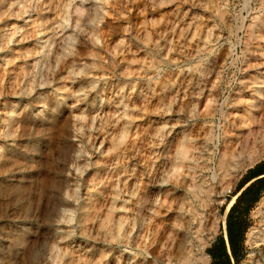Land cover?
Returning <instances> with one entry per match:
<instances>
[{
  "label": "rangeland",
  "instance_id": "374dc122",
  "mask_svg": "<svg viewBox=\"0 0 264 264\" xmlns=\"http://www.w3.org/2000/svg\"><path fill=\"white\" fill-rule=\"evenodd\" d=\"M66 1L68 0H63L59 6L62 13L57 10L60 16H57L58 12L53 13V16L49 14L51 24L48 26L47 39L62 28L68 30L66 35L71 34V45L69 44L66 50V58L61 57L59 59L61 63L53 65L50 76L51 85L47 86L48 88L39 89L33 87L34 92L30 90L32 76L40 80L38 74L41 75L43 64L47 60L45 56L48 58L53 55V51L49 52L50 48L45 45L46 37L35 40L38 43L34 41L36 44L33 47L36 48L37 56L40 58L39 60L37 57L36 61L40 66L34 69V64L33 67L26 66L25 70L19 71L21 75L19 78L25 79L26 82L20 81L19 84L17 80L13 90L8 88L6 79L0 83V152L7 159L0 176L13 177L11 180L13 184L0 185L3 187L2 190L0 189V224H3L0 225V229L3 230L0 232V264H10L14 261L16 264H63V261L59 262L58 256H61L60 251L66 248L77 252L74 258L80 259V264H92L93 258L100 257H102L100 264H115L121 256V264H139L140 262L143 264L142 262L148 257L140 253L143 251L139 250L138 246H149L152 234L156 230L169 228L176 217L180 225L186 226L191 209L198 216L196 218L201 220L198 233L195 234L193 230L188 236L186 235L190 241L191 255L198 259V262L213 264L208 252L213 249L219 238H223L227 243L226 223L229 211L224 220L222 216L225 215L228 204L238 195L241 186L264 169L262 166L264 159L257 160L256 164L253 163L251 167L247 166L243 171L241 170L242 172H239L241 176H235V179H232V186L227 192L217 196V193L221 192L223 182L229 179L221 178L223 173L217 162L227 139L226 133L238 132L236 128H232L231 124L234 115L228 117L226 112L229 114L232 112V105L229 104L238 88L246 95L250 94L249 89L239 82L246 73L244 67H246L245 59H247L245 56L248 55L247 45L255 43L251 37L253 27L255 28V25L259 24L260 19L264 17L263 0H181L180 2L178 0V3L159 0H117L121 2L120 7L121 5L123 7L116 10L115 14L118 17L115 14L113 17L105 13L110 0H89L91 3L83 0L88 13L86 12L83 16L78 26L80 31L77 29V32L70 30L71 20L68 21L69 16L64 13L67 11L66 4L75 2L74 0ZM37 3L38 0L37 2L36 0H0V75H3L4 69L8 67L5 60L10 55L11 46H15L19 40V32L24 28L30 29L33 20L38 19ZM176 7L179 8L177 15L174 14ZM140 8L145 10L141 11ZM183 13L186 14L185 17ZM178 17L184 21L182 27L189 25V29H194L189 30L191 32L189 36L193 34V31L201 33V28L203 30L206 27L204 30L208 31L207 36L206 34H202L203 37L201 34L199 36L201 39L204 38V41L199 38L196 40V36L194 39L193 35L189 38L187 35L189 31L186 35H182L183 37L180 35L181 38L177 36V33L173 34V24L179 22ZM186 17H191L189 19L193 25L185 24L189 21ZM221 17H225V21L228 19L227 22L223 23ZM66 23L69 26H66ZM163 29L167 31L164 32ZM162 31L165 34L162 36L167 38L161 36ZM16 32L19 34L17 35ZM73 32L75 34L72 35ZM11 34H15L11 37L12 39L9 38ZM167 34L172 37L170 47L173 49L171 48L168 55L172 53L173 59L161 51L167 44L162 40L170 39ZM144 36L148 37L150 42ZM187 39H192L193 42ZM195 41H200L198 44L201 49L197 54L191 53ZM108 46H110L109 50ZM210 63H214L216 67L213 64L211 69ZM30 69L34 71L32 76L31 72H27L31 71ZM212 71L213 74L210 75ZM259 71L263 72L264 69ZM203 84L208 87L204 88ZM36 85L37 82L34 86ZM162 87L167 89L163 90ZM201 89L204 91H200ZM164 95L170 97L165 98ZM167 98L168 102L165 100ZM122 112L129 115L123 122L128 123L126 126L130 130L123 140L113 126L117 120V114H123ZM261 112V118L259 117L256 124L252 126L251 136L252 138L254 136V139L264 135V107ZM80 116H84V119ZM228 121H231V126ZM240 132L244 131L240 130ZM187 137L190 142H187ZM182 138L183 143L180 141ZM237 140L235 139L236 143H240ZM235 141L232 143L234 154L239 158L243 155L241 157L243 160L246 158L245 153L249 151V146L241 141L240 145L243 143L241 146L246 151L242 154L244 150L239 144L235 146ZM187 143L188 146H186ZM181 144H183L182 150ZM236 147L239 148L236 149ZM14 148L17 151L11 152L10 149ZM175 148L177 153H173L176 151H174ZM180 150L188 155L185 157L186 155L183 154L185 160L181 159ZM191 150L196 153L194 151L190 153ZM178 153L180 162L184 161L183 166L180 165L182 162H178ZM188 158L189 160L196 158V160L187 161ZM170 159L174 162H170ZM185 161L188 163L186 164ZM172 163H175L174 166L177 167L175 172L173 169L176 168L171 167ZM10 170L12 172H9ZM178 172L182 174L185 172V175ZM163 174L167 176L164 177ZM262 177L264 176L259 178ZM254 182L255 180L250 184ZM194 185L212 189L211 196L207 198L205 194L200 193L201 196L196 194ZM59 199L69 200L73 210L72 212L68 209L62 211L61 208L62 213L58 220L55 218L57 208L55 209L54 205L60 204ZM94 199L101 203V212L97 213L98 216L96 215L93 219L94 222H89V225H93L90 234H85L84 227L80 224L82 218L80 216L91 207ZM263 202L264 188L259 192V201L252 206L248 214L241 217L243 229L241 247L238 249L237 261L231 258L230 264H250L263 259L264 248L260 245L252 246L250 241L252 230L259 229L263 225L262 218L255 215ZM110 204L113 205L114 212L111 215V221L107 223L105 213ZM243 208V205H240L234 211L233 218H239ZM13 221L23 223L25 229L20 230L19 234L7 231ZM119 222L122 224V233L129 237V245L123 246L124 242L119 243L121 241L117 236ZM49 235H53L51 239H47L46 236ZM182 235L184 233L179 234L176 244L181 241ZM22 237H25V243L23 247H20ZM53 244L57 247V251L49 250L48 247ZM28 250L32 253L30 258L26 255L24 257ZM101 254L106 255L107 259Z\"/></svg>",
  "mask_w": 264,
  "mask_h": 264
},
{
  "label": "bare ground",
  "instance_id": "6f19581e",
  "mask_svg": "<svg viewBox=\"0 0 264 264\" xmlns=\"http://www.w3.org/2000/svg\"><path fill=\"white\" fill-rule=\"evenodd\" d=\"M26 1V0H25ZM63 0H38V3H37V5H36V12H37V17H38V19L36 20V19H34L33 20V22H32V25H31V28L30 29H25L24 28V30H21V32H19V33H17V35H18V42L15 44V46H11L12 48L9 50V52H10V55H8V57H6V65L8 66L7 67V69H4V71H3V75H0V77H2L1 79H0V83H2V81H4V79H6L7 80V84H8V88H10V89H12L13 90V88H15V83H17V80H18V82H19V84H20V81L22 82H26V81H24L21 77V79L19 78V76H21V75H19V71H23V70H25L26 69V66H31L32 65V67H33V65H34V69H36V67H38V62L36 61V58L38 57L37 55H38V53H37V51H36V48H34L35 46H34V44H36V43H34V41L35 40H38V39H43L42 37H46L47 36V33H48V26L51 24V19H50V16H49V14H52V16H53V13H57L58 11L57 10H59V6H61L60 4H61V2H62ZM69 1V0H68ZM68 1H66V2H68ZM72 1V0H71ZM85 1V0H84ZM83 0H74V4H72V2H70V3H67L66 4V7L65 8H67V11L66 12H64V13H66L68 16H69V19H67L68 21L69 20H71V22H70V24H71V28H70V30L71 31H75L76 30V32H77V29L79 30V28H78V26H79V24L82 22V19H83V16L86 14V12H87V9H86V7L84 6V2ZM156 1V0H155ZM160 2H168V3H173L174 1H177V3H178V0H159ZM181 0H179V2H180ZM188 1V0H187ZM195 1V0H194ZM198 1V0H197ZM33 2V1H32ZM36 2H37V0H36ZM86 2H90L89 0H86ZM186 2V1H185ZM184 2V3H185ZM263 2H264V0H263ZM25 3V2H24ZM64 3V2H63ZM91 3V2H90ZM121 3V2H120ZM120 3L117 1V0H110L108 3H107V8H108V10H105V11H107V12H105L106 14H108V15H110V16H113V17H115V16H117L116 14H115V12H117L118 10H120V8L122 7V5H121V7H120ZM183 3V4H184ZM190 3V2H189ZM89 4V3H88ZM21 5V4H20ZM86 6H88V5H86ZM28 7V6H27ZM33 7V6H32ZM35 7V6H34ZM178 7V6H177ZM176 7V10L174 11V14L175 15H177L178 14V9L179 8H177ZM195 7V6H194ZM123 8V7H122ZM256 8V7H255ZM33 9V8H32ZM106 9V8H105ZM141 9V8H140ZM117 10V11H116ZM143 10H145V9H141V11H143ZM59 11H61V10H59ZM20 12V11H19ZM187 12V11H186ZM185 12V13H186ZM61 13H62V11H61ZM88 13V12H87ZM140 13H142V12H140ZM185 13H183L184 14V17H185ZM25 14V13H24ZM65 14V15H66ZM114 14H115V16H114ZM173 14V15H174ZM182 14V15H183ZM55 15H57V14H55ZM190 14L188 13V16H189ZM198 15V14H197ZM225 15V14H224ZM57 16H60L59 15V12H58V15ZM178 16H180V15H178ZM263 16V15H262ZM261 16V17H262ZM118 17V16H117ZM142 17H144V15L142 16ZM175 18H176V16H174ZM174 17H173V19H174ZM183 17V16H182ZM181 17V18H182ZM218 17H219V15H218ZM34 18V17H33ZM62 18V17H61ZM179 18V17H178ZM187 19H189V18H191V17H186ZM225 17H221V20H222V22L223 23H226L227 22V20L225 21V19H224ZM54 19V18H53ZM100 19V18H99ZM117 19V18H116ZM173 19H172V21H173ZM65 20H66V16H65ZM66 20V21H67ZM85 20H86V17H85ZM177 20V19H176ZM183 20V19H182ZM182 20H180V18H179V22H176L175 24H173V22H172V24H173V26H174V33L173 34H176L177 33V36H179L180 37V35H181V37H183L182 35H186V33L190 30V31H192V30H194L193 28H192V30L191 29H189V25H187V27H185V26H183V27H185V28H183L182 27V22H184V21H182ZM62 22H63V18H62V20H61ZM65 21V22H66ZM171 21V20H170ZM190 21V22H189ZM189 21L187 22V23H185V24H190L191 23V20L189 19ZM207 21V20H206ZM220 21V20H219ZM57 22V21H56ZM55 22V23H56ZM52 23H53V21H52ZM64 23V22H63ZM69 23V22H68ZM222 23V24H223ZM257 23V22H256ZM59 24V23H58ZM83 24V23H82ZM169 24H170V22H169ZM192 24V23H191ZM209 24V23H208ZM243 24V23H242ZM53 25V24H52ZM55 25V24H54ZM193 25V24H192ZM228 25V24H227ZM60 26V25H59ZM62 26V25H61ZM66 26H69V25H67V23H66ZM198 27H200V25H197ZM203 26V25H202ZM206 26H208L207 24H206ZM63 27V26H62ZM167 27V26H166ZM165 27V28H166ZM190 27H192L191 25H190ZM194 27H196V25L194 26ZM197 27V28H198ZM203 27H205V26H203ZM20 28V27H19ZM18 28V29H19ZM68 28V27H67ZM81 28H82V26H81ZM126 28V27H125ZM201 28V27H200ZM199 28V29H200ZM206 28V27H205ZM204 28V29H205ZM208 28V27H207ZM22 29V28H21ZM168 29V28H167ZM196 29V28H195ZM202 30V28H201V30L202 31H204L203 33H202V31L200 30V32L201 33H195L194 31H193V38L196 36L197 38H196V40L199 38V36H200V34H201V37H203V35L202 34H206V33H208V31L207 30ZM210 29V28H209ZM20 30V29H19ZM18 30V31H19ZM54 30V29H53ZM65 31H66V28L64 29ZM63 30V28H62V30H59L58 29V31L59 32H55V34L50 38H48L47 39V37H46V39L47 40H45V45H46V47H49L50 49H49V52L51 51H53V55H51L50 57H46L45 55H47V53L45 54V55H43V56H45V58L47 59L46 61H45V63L43 64V68H42V71L40 72L41 73V75L40 74H38L39 75V77H40V80H39V78L38 77H36V76H32L33 75V70H31V71H27V72H31V76H32V78L30 79L31 81V87H30V90H32L33 92H34V88L35 87H37L36 89H39V88H46L47 86H50L51 85V75H52V68H53V65L54 64H56V63H59V59L62 57H65L66 58V56L67 55H65L66 54V50H67V48L71 45L70 44V39H71V34L70 35H66V34H68L67 33V31H66V33H65V31ZM165 29H163V31H164ZM171 30V29H170ZM80 31V30H79ZM163 31H162V33H160L161 34V36H162V34H164L163 33ZM167 30H165L164 32H166ZM189 31V34H187L188 36L190 35V32ZM214 31V30H213ZM197 32H198V29H197ZM13 33V32H12ZM158 33V32H157ZM73 34H75L74 32L72 33V35ZM170 34V33H169ZM169 34H167V35H169ZM173 34H172V36H173ZM15 35V34H14ZM13 34H11L10 35V37L9 38H11L12 36H14ZM50 35H52V34H50ZM165 35V34H164ZM163 35V36H164ZM49 36V35H48ZM76 36V35H75ZM162 36V37H163ZM170 36V35H169ZM191 36H189V38H191ZM205 36H207V34L205 35ZM78 37V36H77ZM145 37V36H144ZM151 36H149V38H150ZM153 37V36H152ZM159 37H160V35H159ZM164 37H166V36H164ZM163 37V38H164ZM175 37H176V35H175ZM180 37V38H181ZM252 39H254V40H252L253 42H255V43H252V44H248L247 46H248V49H247V53H248V55H246L245 57H247V59H245L246 61H245V64H246V67H244V68H246V73L244 74V77L242 78V80H241V82H239V83H241L243 86H245L246 88H248L249 89V91H250V94H245V92L243 93V91L241 90V89H239L238 88V90L235 92V94L234 95H232V100H230L231 101V103L229 104V105H232V107H231V109H232V112L229 114V112H226V113H228V117L231 115V117H232V115H234V117H232L233 118V121H232V119H231V124H232V128H236L237 130H238V132L236 131V132H233L232 133V131L231 132H227L226 134H227V139H226V142H225V144H224V147H223V149H222V152L220 153V159H219V161H217L218 162V167H219V169L222 171V173H223V176L221 177V178H226L227 177V179L228 180H226L225 182H223V184L221 185V192L220 193H217V196H221V194L223 193V192H227L231 187L230 186H232V184H231V181H232V179L234 180L235 179V176H240V171L242 170H244L245 168H247V166H250V165H252L253 163H255L257 160H259V159H264V135L262 136V137H259V139H254V136H253V138H252V136H251V132H252V126H254V124H256V122H257V119L260 117V113H261V116H262V112H261V109L264 107V104H263V102H264V71L263 72H261V71H259V70H262V69H264V17L262 18V19H260V22H259V24H257V25H255V28L253 27V33H252ZM145 38H147L146 40H150V39H148V37H145ZM158 38V37H157ZM167 38V37H166ZM168 38H170V39H167V40H162V41H166V43L167 44H165L163 47H162V50L161 51H163V53H165V55H167V56H170L169 58H171V55H172V53H170V55H168L169 54V52H170V50H172L173 48L172 47H170V41L172 40V37L170 36V37H168ZM174 38V37H173ZM177 38V37H176ZM175 38V40L176 41H178L177 39ZM207 38V37H206ZM12 39V38H11ZM45 39V38H44ZM195 39V38H194ZM201 38H199V40H200ZM10 40V39H9ZM8 40V41H9ZM151 40H153V39H151ZM158 40V39H157ZM179 40H181V39H179ZM183 40V39H182ZM186 39H185V37H184V41H185ZM188 40H190V39H187V41ZM192 40V39H191ZM190 40V41H191ZM201 40H203L204 41V38L203 39H201ZM13 41H14V39H13ZM154 41H156V40H154ZM174 41V40H173ZM184 41H182V42H184ZM189 41V42H190ZM202 41V42H203ZM35 42H37V41H35ZM73 41H71V43H72ZM116 42V41H115ZM120 42V41H119ZM150 42V41H149ZM151 42H153V41H151ZM160 42V41H159ZM179 42V41H178ZM186 42V41H185ZM191 42H193V41H191ZM200 42V41H199ZM199 42H197V41H195V45H194V47H192L191 49H192V52L191 53H193V54H197V53H199L200 52V45L198 44ZM246 42V41H245ZM10 43V42H9ZM12 43V42H11ZM38 43V42H37ZM114 43V42H113ZM148 43V42H147ZM156 43V42H155ZM174 42H172V44H173ZM187 43V42H186ZM186 43H184V44H186ZM204 43V42H203ZM208 43V42H207ZM70 44V45H69ZM160 44V43H159ZM176 44V43H175ZM175 44H174V46H175ZM179 44V43H178ZM181 44V43H180ZM194 44V43H193ZM40 45V44H39ZM69 45V46H68ZM110 45V44H109ZM152 45V44H151ZM155 45V44H154ZM182 45H183V43H182ZM34 46V47H33ZM44 46V45H43ZM192 46V45H191ZM10 47V46H9ZM42 47V46H41ZM109 47L110 46H108V50H109ZM149 47H151V46H149ZM155 47V46H154ZM182 47V46H181ZM3 48V47H2ZM153 48V47H152ZM160 48H161V46H160ZM172 48V49H171ZM42 49H45V48H42ZM154 49V48H153ZM46 50H47V48H46ZM45 50V51H46ZM157 50V49H156ZM8 51V50H7ZM68 51H69V49H68ZM67 51V52H68ZM155 51V50H154ZM189 51V50H188ZM224 51V50H223ZM39 52V51H38ZM48 52V51H47ZM112 52V51H111ZM128 52V51H127ZM158 52V51H157ZM174 52V51H173ZM40 53H41V51H40ZM151 53V52H150ZM156 53V52H155ZM162 53V52H161ZM161 53L159 54V55H161ZM162 53V54H163ZM175 53V52H174ZM187 53V52H186ZM246 53V52H245ZM42 54V53H41ZM44 54V53H43ZM118 54V53H117ZM157 54V53H156ZM204 54V53H203ZM65 55V56H64ZM164 55V54H163ZM162 55V56H163ZM7 56V55H6ZM42 56V57H43ZM158 56V55H157ZM42 57H41V59H42ZM97 57V56H96ZM231 57V56H230ZM39 58V57H38ZM44 58V57H43ZM167 58V57H166ZM198 58V57H197ZM218 58H220V57H218ZM94 59V58H93ZM123 59H124V57H123ZM171 59H173V58H171ZM181 59V58H180ZM201 59V58H200ZM38 60V59H37ZM39 60H40V58H39ZM62 60V59H61ZM95 60V59H94ZM219 60V59H218ZM35 61V62H34ZM42 61V60H41ZM96 61V60H95ZM213 61V60H212ZM217 61V60H216ZM34 62V63H33ZM154 61L152 60V63H153ZM213 62H215V61H213ZM60 63H61V61H60ZM59 63V64H60ZM76 63V62H75ZM84 63V62H83ZM136 63V62H135ZM160 63V62H159ZM42 64V63H41ZM64 64V63H63ZM70 64V63H69ZM92 64V63H91ZM147 64H149L148 62H147ZM162 64V63H161ZM166 64V63H165ZM211 64V66H210V68L212 67V65L214 64H212V63H210ZM25 65V67H23ZM58 65V64H57ZM56 65V66H57ZM40 66V65H39ZM148 66V65H147ZM146 66V67H147ZM214 66H215V64H214ZM41 67H42V65H41ZM77 67V66H76ZM85 67V66H84ZM216 67V66H215ZM126 68H127V66H126ZM125 68V69H126ZM150 68V67H149ZM153 68V67H152ZM40 69V68H39ZM54 69H56V68H54ZM92 69V68H91ZM90 69V70H91ZM123 69V68H122ZM212 69V68H211ZM214 69V68H213ZM215 69H217V68H215ZM256 71H255V70ZM78 70V69H77ZM81 70H82V68H81ZM252 70H254V71H252ZM33 71V72H32ZM149 71V70H148ZM211 71V70H210ZM215 71V70H214ZM244 71V72H245ZM26 72V73H27ZM38 72V71H37ZM76 72V71H75ZM166 72V71H165ZM21 74V73H20ZM28 74V75H29ZM73 74V73H72ZM207 74V73H206ZM211 74H213V71L210 73V75ZM243 74V73H242ZM30 75H29V77H30ZM217 75V74H216ZM138 76V75H137ZM202 76V75H201ZM205 76V75H204ZM213 76V75H212ZM6 77V78H5ZM23 77V76H22ZM136 77V76H135ZM149 77V76H148ZM218 77V76H217ZM25 78H28V77H26L25 76ZM37 78H38V80H37ZM168 78V77H167ZM191 78V77H190ZM209 78V77H208ZM211 78V77H210ZM20 79V80H19ZM158 79V78H157ZM156 79V80H157ZM171 79V78H170ZM205 79H206V77H205ZM27 80H29V78L27 79ZM213 80H215V78L213 79ZM217 80V79H216ZM73 81V80H72ZM138 81V80H137ZM175 81V80H174ZM207 81V80H206ZM211 81V80H210ZM210 81H209V83H210ZM37 82V85L36 86H34V84ZM167 82V81H166ZM27 83H29V82H27ZM132 83V82H131ZM208 82H206V84H207ZM211 83H212V81H211ZM23 84V83H22ZM159 84V83H158ZM165 84V83H164ZM168 84V83H167ZM166 84V85H167ZM173 84V83H172ZM205 84V83H204ZM204 84H203V86H204ZM1 85V84H0ZM18 85V84H17ZM29 85V84H28ZM208 85H211V84H208ZM213 85H214V81H213ZM25 86V85H24ZM30 86V85H29ZM74 86V85H73ZM162 86H164V85H162ZM34 87V88H33ZM80 87V86H79ZM167 87H168V85H167ZM175 87V86H174ZM205 87H208V86H204V88ZM7 88V87H6ZM48 88V87H47ZM64 88V87H63ZM84 88V87H83ZM163 88V87H162ZM161 88V89H162ZM165 88V87H164ZM164 88H163V90H164ZM169 88V87H168ZM172 88V87H171ZM203 88V89H204ZM10 89H8V91L10 90ZM17 89V88H16ZM75 89V88H74ZM73 89V90H74ZM79 89V88H78ZM165 89H167V88H165ZM243 89V88H242ZM248 89H246V90H248ZM11 90V92H13ZM169 90V89H168ZM167 90V91H168ZM245 90V89H244ZM14 91H15V89H14ZM36 91V90H35ZM45 91V90H44ZM47 91V90H46ZM200 91H202V89L200 90ZM204 91V90H203ZM202 91V92H203ZM26 92H28V90L26 91ZM115 92V91H114ZM201 92V93H202ZM14 93V92H13ZM39 93V92H38ZM43 93V92H42ZM166 93V92H165ZM44 94V93H43ZM60 94V93H59ZM74 94V93H73ZM76 94V93H75ZM115 94V93H114ZM168 94H170V93H168ZM10 95H11V93H10ZM36 95V94H35ZM61 95V94H60ZM66 95V94H65ZM41 96V95H40ZM48 96V95H47ZM72 96V95H71ZM165 96V98L166 97H168V96H166V95H164ZM177 96V95H176ZM64 97V96H63ZM170 97V96H169ZM183 97V96H182ZM209 97H211V96H209ZM209 97H207V98H209ZM73 98V97H72ZM162 98V97H161ZM39 99H40V97H39ZM39 99H37L38 100V102H39ZM158 99V98H157ZM210 99V98H209ZM47 100V99H46ZM78 100V99H77ZM146 100V99H145ZM165 100H167V102H168V98L167 99H165ZM211 100H213V99H211ZM135 101V100H134ZM160 101V100H159ZM171 101H172V99H171ZM12 103V102H11ZM40 103H41V100H40ZM169 103H171V102H169ZM202 103V102H201ZM213 104H214V101L212 102ZM225 103H227V102H225ZM10 104V103H9ZM43 103H41L40 105H42ZM199 104V103H198ZM207 104V103H206ZM209 104H210V101H209ZM50 105V104H49ZM178 105V104H177ZM227 106H228V104H226ZM159 106V105H158ZM207 106L209 107V105L207 104ZM263 106V107H262ZM27 107V106H26ZM204 107H205V105H204ZM114 108V107H113ZM117 108V107H116ZM168 108H169V106H168ZM207 108V107H206ZM8 109V108H7ZM45 109V108H44ZM78 109V108H77ZM124 109V108H123ZM128 109V108H127ZM229 109V108H228ZM115 110V109H114ZM132 110V109H131ZM195 110V109H194ZM193 110V111H194ZM206 110V109H205ZM111 111V110H110ZM228 111V110H227ZM24 112V111H23ZM59 112V111H58ZM108 112V111H107ZM117 112V111H116ZM121 112V111H120ZM197 112V111H196ZM195 112V113H196ZM3 113V112H2ZM113 113V112H112ZM123 114H121V113H116L117 114V117H116V121L113 123L114 125V127H115V129L118 131V135H119V137L121 138V140H123L124 138H125V136L128 134V132H130V130H128V128L129 127H127L126 125L128 124V123H124L123 121H126V119H125V117H128L129 115H127V113L126 112H122ZM133 113V112H132ZM146 113V112H145ZM163 113V112H162ZM210 113V112H209ZM222 114H223V112H221ZM8 114V113H7ZM115 114V113H114ZM160 114V113H159ZM17 115V114H16ZM49 115V114H48ZM106 115V114H105ZM132 115V114H131ZM196 115H197V113H196ZM111 116H113V115H111ZM161 116V115H160ZM195 116V115H194ZM226 116V118H227V120H228V117ZM46 117V116H45ZM81 117V119H84V116H80ZM106 117V116H105ZM110 117V116H109ZM133 117H134V115H133ZM198 117V116H197ZM195 118H196V116H195ZM223 118H224V116H223ZM261 118V117H260ZM141 119V118H140ZM230 119V118H229ZM16 120V119H15ZM106 120V119H105ZM115 120V119H114ZM55 121V120H54ZM133 121V120H132ZM104 122V121H103ZM113 122V121H112ZM229 122V121H228ZM230 122H229V125H230ZM22 123V122H21ZM111 123V122H110ZM151 123V122H150ZM153 123V122H152ZM106 124V123H105ZM109 124V123H108ZM131 124V123H130ZM129 124V125H130ZM133 124V123H132ZM155 124V123H154ZM139 125H140V123H139ZM260 125V124H259ZM148 126H150V125H148ZM231 126V125H230ZM142 127H143V125H142ZM15 128V127H14ZM131 128H133V127H131ZM229 129V128H228ZM116 130H114V131H116ZM134 130V129H133ZM158 130V129H157ZM226 130V129H225ZM231 130V129H230ZM233 130V129H232ZM240 130H243L244 132H240ZM16 131V130H15ZM262 131V130H261ZM14 131H12V133H13ZM224 132V131H223ZM226 132V131H225ZM260 132V131H259ZM11 133V132H10ZM9 133V134H10ZM109 133V132H108ZM111 134H112V132H110ZM8 134V135H9ZM19 134V133H18ZM107 134V133H106ZM196 134V133H195ZM225 134V133H224ZM258 134H260V133H258ZM12 135V134H11ZM260 136V135H259ZM8 137V136H7ZM118 137V136H117ZM116 137V138H117ZM104 138V137H103ZM184 138V140H185V137H183ZM183 138H182V140H180V141H182V143H183ZM101 139V138H100ZM235 139L237 140V139H240L241 141H243V143L245 142L246 144H247V146H249V151L247 152V153H245V156H246V158H244L243 160H241V157L243 156V155H240L241 157L239 158L238 157V155H236V154H234V150H233V145H232V143H234L233 141H235ZM187 142H190L189 141V139H188V137H187ZM237 141H239V140H237ZM241 141H239L240 143H241ZM112 142V141H111ZM171 142V141H170ZM186 141H184V143H185ZM110 143V142H109ZM149 143V142H148ZM179 144H180V142H178ZM177 143V144H178ZM223 143V142H222ZM240 143H236V141H235V146H237L238 144L240 145ZM242 143V144H243ZM70 144V143H69ZM107 144V143H106ZM112 144V143H111ZM190 144V143H189ZM241 144V145H242ZM136 145V144H135ZM240 145V146H241ZM245 145V144H244ZM107 146V145H106ZM113 146V145H112ZM147 146V145H146ZM182 146V147H181ZM186 146H188V143H187V145ZM191 146V145H190ZM243 146V145H242ZM241 146V147H242ZM246 145H245V147H247ZM177 147V146H176ZM184 147H185V144H184ZM18 148V147H17ZM102 148V147H101ZM110 148V147H109ZM129 148V147H128ZM179 148V147H178ZM180 148H181V150H182V148H183V144H181L180 145ZM179 148V149H180ZM239 147H236V149H238ZM136 149V148H135ZM177 148H175L174 149V151L176 150ZM187 149V148H186ZM235 149V148H234ZM242 149H243V147H242ZM11 150V152H15V151H17L15 148L14 149H10ZM151 150V149H150ZM181 150H180V152H181ZM241 150V149H240ZM244 151H243V153L242 154H244V152H246L245 151V149H243ZM147 151V150H146ZM184 152H185V150H183ZM192 151V150H191ZM194 151V150H193ZM193 151L192 152H190V153H193ZM242 151V150H241ZM240 151V152H241ZM103 152V151H102ZM178 151L176 150L175 152H173V153H177ZM179 152V153H180ZM189 151L187 150V153H188ZM195 152V151H194ZM219 152H220V150H219ZM218 152V153H219ZM235 152H238V151H236L235 150ZM164 153V152H163ZM179 153H178V155L177 156H179V158H178V162L179 163H181L180 165H182L183 164V162L184 161H181L180 162V155L182 156V158L181 159H183V160H185V158L183 157V154H184V156L185 157H188V155L187 154H185V153H183V152H181L180 153V155H179ZM190 153H189V155H190ZM196 153V152H195ZM132 154V153H131ZM172 154V153H171ZM247 154V155H246ZM138 155V154H137ZM202 155V154H201ZM216 155V154H215ZM10 156V155H9ZM30 156V155H29ZM67 156V155H66ZM65 156V157H66ZM172 156H173V154H172ZM193 156V155H192ZM176 157H175V163L177 164L178 162H177V160H176ZM190 157V156H189ZM198 157V156H197ZM213 157V156H212ZM215 157V156H214ZM10 158H11V156H10ZM54 158V157H53ZM69 158V157H68ZM115 159V158H114ZM165 159V158H164ZM190 158H188L187 159V161H191V160H193V159H195L196 160V158H193V159H191V160H189ZM209 159H211V158H209ZM212 160V159H211ZM6 161H7V159H5V157L3 156V155H1V152H0V173L2 172V170L5 168V165H6ZM115 161V160H114ZM172 161V159H170V162ZM187 161H185V163L187 164L188 162ZM197 161H198V159H197ZM197 161H195V162H197ZM206 161H208V160H206ZM210 161V160H209ZM140 162V161H139ZM172 162H174V161H172ZM213 162V161H212ZM142 163V162H141ZM174 163V164H175ZM202 162H200V164H201ZM214 163V162H213ZM151 164V163H150ZM174 164L172 163V165L173 166H171V167H175L174 166ZM191 164V163H190ZM66 165V164H65ZM171 165V164H170ZM193 165V164H192ZM131 166V165H130ZM177 166H179V165H177ZM183 166V165H182ZM189 166V165H188ZM198 166V165H197ZM205 166H207V165H205ZM99 167V166H98ZM171 167H169V169L171 168ZM191 167V166H190ZM189 167V168H190ZM195 167H196V165H195ZM201 167V166H200ZM209 167H210V165H209ZM218 167H217V169H218ZM166 168V167H165ZM176 169H173L174 170V172H175V170H177V167H175ZM188 168V167H187ZM187 168H185L186 169V171L188 172V169ZM192 168H193V166H192ZM206 168V167H205ZM208 168V167H207ZM206 168V169H207ZM168 169V170H169ZM210 169V168H209ZM216 169V167L214 168V170ZM9 170V169H8ZM99 170V169H98ZM178 170H179V168H178ZM191 170V169H190ZM211 170V169H210ZM62 171V170H61ZM185 171V172H186ZM196 171V170H195ZM202 171V170H201ZM219 171V170H218ZM241 171V172H242ZM9 172H12V170H10ZM169 172H171V171H169ZM169 172H167V175H169ZM173 172V171H172ZM171 172V173H172ZM173 172V173H174ZM184 172V173H185ZM190 172V171H189ZM198 172H199V169H198ZM197 172V173H198ZM220 172V171H219ZM20 173V172H19ZM121 173V172H120ZM126 173H128V172H126ZM182 174V173H179L178 172V174H181V175H185V174ZM201 173V172H200ZM208 173V172H207ZM218 173V172H217ZM217 173H213V174H217ZM20 174H22V173H20ZM59 174V173H58ZM188 174V173H187ZM164 175V174H163ZM166 175V174H165ZM165 175H164V177H165ZM166 175V176H167ZM175 175V174H174ZM177 175V174H176ZM195 175V174H194ZM202 175V174H201ZM207 175V174H206ZM218 175V174H217ZM191 176V175H190ZM200 176V175H199ZM133 177V176H132ZM139 177V176H138ZM163 177V178H164ZM170 177H171V174H170ZM177 177V176H176ZM175 177V178H176ZM182 177V179H183V176H181ZM186 177H188V176H186ZM194 177V176H193ZM196 177V176H195ZM203 177V176H202ZM206 177V176H205ZM128 178V177H127ZM133 178H135V177H133ZM167 178V177H166ZM165 178V179H166ZM172 178V177H171ZM174 178V179H175ZM185 178V177H184ZM206 178H208V177H206ZM211 178V177H210ZM13 179V177H10L9 175L8 176H0V185L1 184H3V185H8L9 183L10 184H13V183H11V182H13V181H11ZM25 179V178H24ZM156 179V178H155ZM155 179H154V181H155ZM181 179V178H180ZM186 179V178H185ZM191 179V178H190ZM194 179V178H193ZM204 179V178H203ZM220 179V178H219ZM158 180V179H157ZM167 180V179H166ZM184 180V179H183ZM210 180V179H209ZM218 180V179H217ZM10 181V182H9ZM15 181V180H14ZM22 181V180H21ZM174 181H176V180H174ZM185 181V180H184ZM192 181V180H191ZM195 181H197L196 179H195ZM220 181V180H219ZM24 182V181H23ZM26 182V181H25ZM51 182V181H50ZM165 182H167V181H165ZM193 182V181H192ZM205 182V181H204ZM215 182V181H214ZM233 182V181H232ZM130 183V182H129ZM154 183V182H153ZM159 183V182H158ZM175 183V182H174ZM182 183H184L183 181H182ZM206 184H208L207 182H205ZM218 183V182H217ZM133 184H135V183H133ZM159 184H161V183H159ZM201 184V183H200ZM39 185V184H38ZM183 185V184H182ZM202 185V184H201ZM36 186V185H35ZM47 186V185H46ZM137 186V185H136ZM154 186V185H153ZM156 187H157V185H155ZM190 186V185H189ZM6 187V186H5ZM4 187V188H5ZM10 187H11V185H10ZM155 187V188H156ZM191 187H193V186H191ZM194 187H195V189H196V194H200V193H202V194H205L206 195V197L208 198V197H210L211 196V193H212V189H209V188H202L201 186H198V185H194ZM205 187H206V185H205ZM2 188L3 187H0V189L2 190ZM7 188V187H6ZM13 188H14V186H13ZM12 188V189H13ZM40 188V187H39ZM38 188V189H39ZM114 188V187H113ZM122 188V187H121ZM132 188H133V185H132ZM154 188V187H153ZM158 188V187H157ZM214 188V187H213ZM217 188H219V187H217ZM9 189H11V188H9ZM43 189H44V187H43ZM52 189V188H51ZM120 189V188H119ZM192 190L191 191H193V188H191ZM117 190H118V188H117ZM6 191V190H5ZM195 191V190H194ZM3 192H4V190H3ZM53 192V191H52ZM61 192H62V190H61ZM76 192V191H75ZM120 192V191H119ZM136 192V191H135ZM158 192V191H157ZM43 193V192H42ZM42 193H41V195H42ZM54 193V192H53ZM52 193V194H53ZM60 193V192H59ZM125 193V192H124ZM54 194H56V193H54ZM133 195H134V192L132 193ZM114 195V194H113ZM213 195V194H212ZM43 196V195H42ZM54 196V195H53ZM68 196V195H67ZM193 196V195H192ZM200 196H201V194H200ZM203 196V195H202ZM64 197V196H63ZM76 197V196H75ZM2 198V197H1ZM45 198V197H44ZM43 198V199H44ZM55 198H56V196H55ZM92 198V197H91ZM111 198V197H110ZM42 199V200H43ZM63 199V198H62ZM60 200V199H59ZM123 200V199H122ZM186 200H188V199H186ZM235 200H236V197H233V199L231 200V202L228 204V206H227V209H226V213H227V211L231 208V206L234 204V202H235ZM11 201V200H10ZM55 201H56V199H55ZM69 201V200H68ZM67 200H60L59 202H60V204H57V205H54V208L56 209L57 208V211L55 210V212H56V214H55V218H58V220H59V218H60V213H62V212H60V209L62 210V211H64L65 209H68L69 211H71L72 212V207H70V204H69V202H68ZM71 201V200H70ZM120 201V200H119ZM13 202V201H12ZM42 202V201H41ZM86 202V201H85ZM109 202V201H108ZM125 202V201H124ZM202 202V201H201ZM21 203V202H20ZM40 203V202H39ZM3 204V203H2ZM47 204V203H46ZM91 207H89V209L88 210H86L87 211V213H86V211L83 213V215H81L80 217H82L81 218V221H80V224H81V226H83L84 227V233L85 234H90V232H91V229H92V226L91 225H89V222H94L93 221V219L96 217V215H97V213L99 212H101L100 210H101V208H102V205H101V203H98V200L97 199H94L92 202H91ZM49 205V204H48ZM33 206V205H32ZM43 206V205H42ZM50 206H51V204H50ZM199 206V205H198ZM49 207V206H48ZM185 207V206H184ZM38 208V207H37ZM50 208V207H49ZM88 208V207H87ZM86 208V209H87ZM146 208V207H145ZM205 208V207H204ZM84 209H85V207H84ZM117 209V208H116ZM120 209H122V208H120ZM185 209V208H184ZM10 210V209H9ZM8 210V211H9ZM12 210V209H11ZM46 210V209H45ZM52 210V209H51ZM103 210V209H102ZM107 210V212L105 213L106 214V221L105 222H107V223H109L110 221H111V215H112V213L114 212V207H113V205L112 204H110L109 206H108V208L106 209ZM125 210V209H124ZM144 210V209H143ZM183 210V209H182ZM184 211V210H183ZM187 211V210H186ZM41 212V211H40ZM103 212V211H102ZM123 212V211H122ZM180 212V211H179ZM36 213V212H35ZM117 213V212H116ZM188 213V212H187ZM226 213H225V215L224 216H222V219L224 220L225 219V216H226ZM1 214V213H0ZM3 214V213H2ZM188 214H190V216H189V220H188V222L186 223V226H184V225H180L179 224V222H177V217H176V219L173 221V223H172V225H169V228H162L161 230H156L153 234H152V239H151V241H150V243H149V246H143V247H141L140 245L138 246V249L139 250H141V251H143V252H140V253H144L145 255H147V259H145L144 260V262H142L143 264H203V262L202 261H200V262H198V259H195L191 254V248H190V241L187 239L188 237V235H189V232H192L193 230H194V232H195V234H197L198 233V231H199V228H200V222L199 221H201V220H199L198 218H196V217H198V216H196V214H195V211H192V209H191V211H190V213H188ZM187 214V215H188ZM51 215V214H50ZM255 215L256 216H258V217H260V218H262V220H263V225H261V227L259 228V229H254V230H252V233H251V237H250V241H251V245L252 246H262L263 248H264V202L261 204V206L259 207V209L256 211V213H255ZM98 216V215H97ZM48 217H50V216H48ZM52 217V216H51ZM4 218V217H3ZM165 218V217H164ZM188 218V217H187ZM187 218L185 219L186 221H187ZM200 218V217H199ZM1 219H2V217H1ZM51 219V218H50ZM181 218H179V220H180ZM20 220V219H19ZM48 220H49V218H48ZM47 220V221H48ZM133 220H135V219H133ZM184 220V219H183ZM22 222L23 221H25V220H21ZM42 221V220H41ZM72 221V220H71ZM18 221H13L12 222V224L10 225L11 227L10 228H8V230L7 231H10L11 233H13V234H19V233H21V231L20 230H22V229H25L24 228V225H23V223H17ZM50 222V221H49ZM137 222V221H136ZM53 223H56V222H53ZM66 223H68V222H66ZM92 224V223H91ZM100 224H101V222L98 224V226H100ZM134 224V223H133ZM1 225V224H0ZM3 225V224H2ZM1 225V226H2ZM19 225V226H18ZM38 226V225H37ZM61 226V225H60ZM134 226V225H133ZM2 228V227H1ZM27 228V227H26ZM5 229V228H4ZM12 229V230H11ZM29 229V228H28ZM51 230V229H50ZM131 230H133L132 228H131ZM143 230V229H142ZM3 230L2 229H0V232H2ZM29 231V230H28ZM53 231H55V230H53ZM52 231V232H53ZM57 232V231H56ZM56 232H54L55 234H56ZM153 232V231H152ZM53 233V235H55ZM60 233V232H59ZM125 233V232H124ZM184 233V235H182L181 236V238L182 239H180L181 241H179V243L178 244H176V240L178 239V237H179V234H183ZM28 234H29V232H28ZM52 234V233H51ZM53 235H49V236H46L47 237V239H51L52 238V236ZM187 235V236H186ZM200 235V234H199ZM117 236L118 237H120V239H121V241L119 242V243H122V242H124L125 244L123 245V246H125V245H129V242H128V240H129V237L127 236V235H124L123 233H122V224L119 222V224H118V226H117ZM185 236V237H184ZM196 236V235H195ZM2 237V236H1ZM6 237V236H5ZM45 237V238H46ZM151 237V236H150ZM192 237V236H191ZM85 239V238H84ZM143 239V238H142ZM148 239V238H147ZM144 241V240H143ZM18 242V241H17ZM73 242V241H72ZM132 242V241H131ZM24 243H25V237H22L21 238V245H20V247H23L24 246ZM81 243V242H80ZM137 243V242H136ZM136 243H134V244H136ZM146 243V242H145ZM133 244V245H134ZM141 244H142V242H141ZM19 245V244H18ZM84 245V244H83ZM131 245V244H130ZM137 245V244H136ZM30 247V246H29ZM47 247H48V245H47ZM46 247V248H47ZM111 247V246H110ZM149 247V248H148ZM49 248V250H51V251H53V250H56L57 251V247L56 246H54V244L53 245H51V246H49L48 247ZM95 248V247H94ZM142 248V249H141ZM133 249H134V247H133ZM61 249H59V251H60ZM16 252H17V250H15ZM62 254H61V256H58V259H59V262H62L63 261V264H80L81 263V260L80 259H77V258H74V255H75V253H77V252H75V251H72V249H68V248H66V249H64L63 251L61 250L60 251ZM138 252V251H137ZM136 252V253H137ZM95 252L93 251V254H94ZM31 250H28V252L26 253V254H24V257H25V255H26V257H28V258H30V256H31ZM103 254H105V253H103ZM103 254H101V255H103ZM19 255V254H18ZM120 257V256H119ZM122 257V256H121ZM120 257V258H121ZM61 258V259H60ZM102 257H100L99 259L97 258V259H95V258H93V261H92V264H100L101 262H100V259H101ZM103 258H106L107 259V257H106V255H103ZM120 258L119 259H117L116 260V263L115 264H121L122 262V260L120 261ZM126 258V257H125ZM138 258V257H137ZM17 259V258H16ZM110 259V258H109ZM139 260V259H138ZM106 261V260H105ZM204 261V260H203ZM15 262V261H14ZM14 262H10V264H16V263H14ZM141 263V262H140ZM139 263V264H140ZM205 263H206V261H205ZM124 264V263H123ZM126 264H128V263H126ZM250 264H264V257H263V259H258V260H256V261H254L253 263H250Z\"/></svg>",
  "mask_w": 264,
  "mask_h": 264
},
{
  "label": "trees",
  "instance_id": "16d2710c",
  "mask_svg": "<svg viewBox=\"0 0 264 264\" xmlns=\"http://www.w3.org/2000/svg\"><path fill=\"white\" fill-rule=\"evenodd\" d=\"M262 166L264 167V164ZM261 176H264V169L257 172V175L252 179ZM249 181L247 183H249ZM247 183L241 186L238 192H240ZM262 188H264V177L255 180L254 183L246 187L235 200L227 216V243H225L223 238H219L213 249L208 252L209 256L212 258L213 264H230L231 258L237 261L238 249L241 247V238L243 235L241 217L248 214L252 206L259 201V192ZM240 205H243L244 208L242 209L240 217L235 219L233 218L234 211L238 209Z\"/></svg>",
  "mask_w": 264,
  "mask_h": 264
},
{
  "label": "crops",
  "instance_id": "0c3cea01",
  "mask_svg": "<svg viewBox=\"0 0 264 264\" xmlns=\"http://www.w3.org/2000/svg\"><path fill=\"white\" fill-rule=\"evenodd\" d=\"M257 163H258V162H257ZM254 164H256V163H254ZM254 164H253V165H254ZM250 167H251V166H250ZM250 167H249V168H250ZM240 176H241V175H240ZM258 178H259V177H258ZM258 178L250 179L249 183H248L246 186H248L251 182H253L254 180H256V179H258ZM246 186H245V187H244V188L238 193V195L235 196L236 199H237V197L241 194V192L246 188ZM234 203H235V202H234ZM232 206H233V205H232ZM232 206H231V207H232ZM229 210H230V209H229ZM229 210H228V211H229ZM228 211H227V213H228ZM227 213H226V214H227Z\"/></svg>",
  "mask_w": 264,
  "mask_h": 264
}]
</instances>
